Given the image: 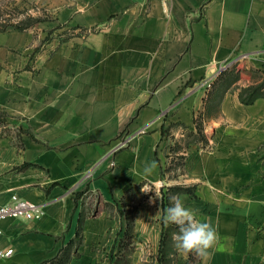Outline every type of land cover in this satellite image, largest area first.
Here are the masks:
<instances>
[{
  "label": "crops",
  "instance_id": "0c3cea01",
  "mask_svg": "<svg viewBox=\"0 0 264 264\" xmlns=\"http://www.w3.org/2000/svg\"><path fill=\"white\" fill-rule=\"evenodd\" d=\"M32 2L39 28L0 30V206L42 215L0 221V264H43L78 229L67 264L120 245L128 264H204L173 246L172 196L216 228L207 264H264V90L241 99L264 81V0Z\"/></svg>",
  "mask_w": 264,
  "mask_h": 264
},
{
  "label": "clouds",
  "instance_id": "9594fccd",
  "mask_svg": "<svg viewBox=\"0 0 264 264\" xmlns=\"http://www.w3.org/2000/svg\"><path fill=\"white\" fill-rule=\"evenodd\" d=\"M158 167L157 161L152 160L146 163L143 174L149 176ZM142 192H152L142 187ZM156 194V193H155ZM156 197L158 195L156 194ZM171 206L165 210L163 223L175 225L178 233H173V246L182 257L194 255L207 264L212 252L217 248L220 237L216 228L209 220L196 218L195 210L186 207L177 196H172ZM151 200L150 203H154ZM159 212V211H158Z\"/></svg>",
  "mask_w": 264,
  "mask_h": 264
},
{
  "label": "rangeland",
  "instance_id": "374dc122",
  "mask_svg": "<svg viewBox=\"0 0 264 264\" xmlns=\"http://www.w3.org/2000/svg\"><path fill=\"white\" fill-rule=\"evenodd\" d=\"M43 20H48V13L45 10H42L38 8L36 5H34L32 0H0V30H5L7 28H19V29H23L27 27L39 28L40 27L39 22ZM234 67L235 66H233V68ZM235 69L236 68H234L233 71ZM220 77L221 74L217 77V79ZM227 81L229 83L230 81H232V79L230 78ZM263 84L264 81L259 83L258 85L257 84L253 85V87L260 86ZM244 89L246 90V88ZM6 122H7L6 116L0 113V129H2L3 132L7 131L8 133H12L13 131H16L15 128L9 127L10 125H8V123ZM123 247H124L123 245L119 246V250L116 252L117 257L114 261L110 259L104 262V260H102L101 263L97 262L96 264H124V263L128 264L129 248H123ZM143 258L141 259L142 264L144 262Z\"/></svg>",
  "mask_w": 264,
  "mask_h": 264
},
{
  "label": "built area",
  "instance_id": "2783aa9c",
  "mask_svg": "<svg viewBox=\"0 0 264 264\" xmlns=\"http://www.w3.org/2000/svg\"><path fill=\"white\" fill-rule=\"evenodd\" d=\"M246 56L244 57V59ZM225 66H220L214 73L213 77L206 83L208 87H211L213 81L224 71ZM243 69V67L241 68ZM200 114H197L196 119H200ZM204 125V122H203ZM37 206L29 201L19 198L17 195H13L10 202L0 206V221L8 217H24L27 219L40 218L41 213L36 212ZM3 230L0 227V237L3 235ZM13 254V249L1 250L0 260L9 258Z\"/></svg>",
  "mask_w": 264,
  "mask_h": 264
},
{
  "label": "trees",
  "instance_id": "16d2710c",
  "mask_svg": "<svg viewBox=\"0 0 264 264\" xmlns=\"http://www.w3.org/2000/svg\"><path fill=\"white\" fill-rule=\"evenodd\" d=\"M253 87V86H251ZM248 87L242 90L241 92V99L244 103H252L257 97L263 95V90H264V84L260 86H255L253 88ZM196 128H197V137L196 139L204 140V134H203V122L200 119H196ZM182 191H189V189H179ZM82 243V235H81V229H78L76 238L69 242L68 247L62 252L56 256L55 258L44 262L43 264H67V258H68V251L72 249L73 247H78ZM75 247V248H76Z\"/></svg>",
  "mask_w": 264,
  "mask_h": 264
}]
</instances>
